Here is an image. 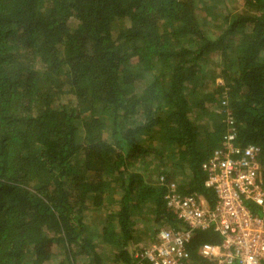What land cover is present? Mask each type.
Instances as JSON below:
<instances>
[{
    "label": "trees",
    "instance_id": "trees-1",
    "mask_svg": "<svg viewBox=\"0 0 264 264\" xmlns=\"http://www.w3.org/2000/svg\"><path fill=\"white\" fill-rule=\"evenodd\" d=\"M227 119L264 176V0H0V264H150Z\"/></svg>",
    "mask_w": 264,
    "mask_h": 264
},
{
    "label": "built area",
    "instance_id": "built-area-1",
    "mask_svg": "<svg viewBox=\"0 0 264 264\" xmlns=\"http://www.w3.org/2000/svg\"><path fill=\"white\" fill-rule=\"evenodd\" d=\"M219 148L202 165L205 186L213 189L215 203L208 207L200 196L180 194L173 182L164 198L184 228L161 227L142 257L150 264H198L185 247L194 229L212 228L221 240L203 243L198 255L214 264H264V176L259 148L236 143L231 119Z\"/></svg>",
    "mask_w": 264,
    "mask_h": 264
},
{
    "label": "rangeland",
    "instance_id": "rangeland-1",
    "mask_svg": "<svg viewBox=\"0 0 264 264\" xmlns=\"http://www.w3.org/2000/svg\"><path fill=\"white\" fill-rule=\"evenodd\" d=\"M137 228L140 229V228H141V225L138 224V225H137ZM143 241H144V239H143L142 241H140V245L143 243ZM144 243H145V244H143V246H146V245L148 244V243L146 244V242H144Z\"/></svg>",
    "mask_w": 264,
    "mask_h": 264
}]
</instances>
